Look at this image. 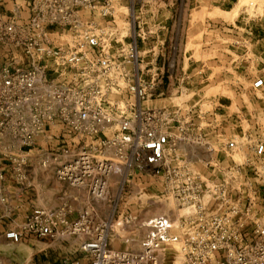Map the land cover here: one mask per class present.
Here are the masks:
<instances>
[{
    "label": "built area",
    "instance_id": "built-area-1",
    "mask_svg": "<svg viewBox=\"0 0 264 264\" xmlns=\"http://www.w3.org/2000/svg\"><path fill=\"white\" fill-rule=\"evenodd\" d=\"M150 2L127 0L123 7L121 0H0V140L19 146L7 159L22 180L30 148L47 128L57 127L73 136L71 145L41 164L55 165L59 182L104 202L113 174L137 172L162 179L189 212L176 223L166 216L146 221L136 251L108 248L107 225L86 213L70 220L67 207L34 209L5 238L12 244L23 237L83 238L88 264H165L169 255L172 264H264V217L255 199L264 190V145L252 154L259 165L246 159L216 169L215 183L187 160L170 168L169 129L178 111L144 107L163 76L164 41L145 51L148 40L137 18L116 23ZM262 84L257 80L253 87ZM227 148L233 151L235 144ZM208 165L213 168V161Z\"/></svg>",
    "mask_w": 264,
    "mask_h": 264
},
{
    "label": "rangeland",
    "instance_id": "rangeland-1",
    "mask_svg": "<svg viewBox=\"0 0 264 264\" xmlns=\"http://www.w3.org/2000/svg\"><path fill=\"white\" fill-rule=\"evenodd\" d=\"M206 1L213 12L205 15L208 19L201 22L200 29H194L189 18L195 7H199L195 6L194 0H151L141 12L133 15L129 12L128 17L121 15L116 23L122 26L137 18L135 25L143 29L148 40L143 47L145 51L152 49L156 41H165L164 59L160 62L164 64L163 76L155 95L144 107L178 111L169 129L174 136L167 157L172 160L170 168H176L178 160H187L207 181L215 183L220 177L217 172L212 173V169L243 165L246 159L259 165L257 160L251 159L255 146L264 145V84L260 88H254L253 84L257 80L264 83V0H247L244 4L241 0ZM126 3L127 0H121L120 6L125 7ZM120 11L126 13L124 9ZM167 11L169 13L165 15ZM193 33L197 36L192 43ZM139 48L143 51L142 45L139 44ZM149 59L150 55H147L145 61ZM71 139L73 136L66 131L47 128L44 136L38 137L30 148L21 170L22 180H19L7 159L8 154L13 156L19 152V146L4 137L0 140V171L3 175L0 182L8 169L18 183L33 184L41 179L42 182L46 180L45 185L52 184L50 178L37 176L41 171H55L56 166L43 167L41 163L47 155H58L62 146H70ZM230 142L235 144L233 151L227 148ZM213 153H221L226 165L215 160L210 168L208 163L213 161ZM252 166L244 168L248 171ZM121 174L115 173L109 179L104 202L93 200L85 189L59 185L58 192L67 195L70 220L80 213L89 214L95 224L107 225L108 248L136 250L146 234V221L166 216L176 223L187 211L178 206L176 192L166 187L162 179H150L137 172L127 177ZM249 177L252 182L250 173ZM252 184L259 187L255 181ZM255 199L260 202L259 215L264 217V190L261 189ZM31 240L34 243L30 245L9 249L5 253L6 260L13 259L11 264L88 263V256L81 250L86 241L83 238ZM134 241L138 242V247L129 246L134 245ZM0 260L4 263L2 258ZM174 260L175 257L169 255L164 263L172 264Z\"/></svg>",
    "mask_w": 264,
    "mask_h": 264
},
{
    "label": "crops",
    "instance_id": "crops-1",
    "mask_svg": "<svg viewBox=\"0 0 264 264\" xmlns=\"http://www.w3.org/2000/svg\"><path fill=\"white\" fill-rule=\"evenodd\" d=\"M184 1L186 2L187 0ZM194 2H195V6H199V7H195L193 11L194 13L190 14L189 18L190 21H193L191 23H193L192 25L193 27H195L194 29L196 28L200 29L199 25L202 24L206 19H208L205 15H207L208 13L209 14L212 13L213 8L210 5V3H207L206 0L205 1L194 0ZM184 10L185 9H183L182 11L184 12ZM203 10L206 11V14L203 13ZM168 13L169 11L165 12V15H168ZM195 34L193 33V35H191L192 36L191 41L193 40V38L195 39V37L197 36V34L196 35ZM211 34L213 35V28ZM195 43L196 42H194V45ZM2 56L3 55L1 53L0 57ZM0 148H2L1 145ZM221 156H222L221 153L218 155L213 153V162H215L216 160V162H220L222 165H226L225 163L226 161L221 159ZM217 159H220L222 161H218ZM227 166L228 165L224 167ZM213 172H216V170H214ZM4 173H5L4 180L0 182V258L3 259L4 261L3 264H11L13 259L6 260L5 253L12 247L15 246L24 247V245H30L32 242L34 243V241L31 240L33 238L23 237L21 245H13L11 242L6 240L5 233L14 227H16L15 229H17L18 226L23 224L33 209H37V208L55 209L61 206L67 207L68 206L66 202L67 195L66 194L60 195L61 193L58 192V187L59 185L61 187H63L64 185L68 187V185L59 182L55 177L54 171L52 172L51 171L48 172L46 170L41 171V175L43 176L41 175L37 176V178H42V177L50 178L52 184L49 182V184L47 185H45L46 180L42 182L41 179L34 181L33 184L27 181L18 183L14 180V176L11 175V172L8 169H5ZM217 176L220 177V175ZM71 216L72 218L76 217L75 215H71ZM129 246L138 247V242H135L134 245H129ZM125 250H133V249H125ZM125 250H119V251H125ZM136 250H139V247Z\"/></svg>",
    "mask_w": 264,
    "mask_h": 264
},
{
    "label": "bare ground",
    "instance_id": "bare-ground-1",
    "mask_svg": "<svg viewBox=\"0 0 264 264\" xmlns=\"http://www.w3.org/2000/svg\"><path fill=\"white\" fill-rule=\"evenodd\" d=\"M247 0H241V3L243 2V4H244V2H246ZM188 212V211H187Z\"/></svg>",
    "mask_w": 264,
    "mask_h": 264
}]
</instances>
